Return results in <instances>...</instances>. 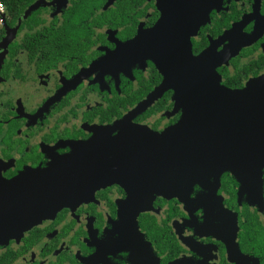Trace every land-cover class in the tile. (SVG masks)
I'll return each mask as SVG.
<instances>
[{
    "label": "flooded vegetation",
    "instance_id": "flooded-vegetation-1",
    "mask_svg": "<svg viewBox=\"0 0 264 264\" xmlns=\"http://www.w3.org/2000/svg\"><path fill=\"white\" fill-rule=\"evenodd\" d=\"M36 1L0 25V178L53 173L61 184L44 186L64 199L20 235L0 215V264H264V167L211 168L180 196L126 150L147 141L134 125L159 133L183 114L173 89L133 112L164 79L126 52L160 19L158 0H41L20 22ZM211 5L194 55L212 51L228 88L264 85V0ZM132 197L151 201L136 225Z\"/></svg>",
    "mask_w": 264,
    "mask_h": 264
},
{
    "label": "water",
    "instance_id": "water-1",
    "mask_svg": "<svg viewBox=\"0 0 264 264\" xmlns=\"http://www.w3.org/2000/svg\"><path fill=\"white\" fill-rule=\"evenodd\" d=\"M211 3L212 0H158L160 19L126 47L127 53L137 55L141 51L151 58L164 75L162 83L133 112L144 110L169 89L175 91L176 103L183 109L178 124L159 133L148 126L134 125L137 129L130 133L146 135L147 141L140 143L137 152L132 145L126 147L134 152L131 158L146 160L143 166L153 170L152 181L157 176L163 179L168 171L173 186L163 187L164 194L177 190L181 196L186 190L182 188L184 184L191 186L197 179L203 182L211 168L217 167L219 172L231 169L239 174L242 169L243 178H254L264 167V85L228 88L221 84L212 51L194 55L192 50L191 37L209 19ZM39 4L41 0L30 5L20 22ZM51 176L53 173L28 170L12 179L0 178V215L6 214L11 224L8 233L23 234L63 205L64 198L56 194L60 189L44 186L61 184ZM145 202L130 198L123 205L124 222L126 212L132 209L136 225L137 213L151 205V201Z\"/></svg>",
    "mask_w": 264,
    "mask_h": 264
},
{
    "label": "trees",
    "instance_id": "trees-1",
    "mask_svg": "<svg viewBox=\"0 0 264 264\" xmlns=\"http://www.w3.org/2000/svg\"><path fill=\"white\" fill-rule=\"evenodd\" d=\"M3 1L6 4L9 13L14 17L17 16L20 12H22L27 7V5L33 2L34 0H3Z\"/></svg>",
    "mask_w": 264,
    "mask_h": 264
},
{
    "label": "built area",
    "instance_id": "built-area-1",
    "mask_svg": "<svg viewBox=\"0 0 264 264\" xmlns=\"http://www.w3.org/2000/svg\"><path fill=\"white\" fill-rule=\"evenodd\" d=\"M6 9H7L6 4L4 3L3 0H0V25L4 21V16H5L4 14H5Z\"/></svg>",
    "mask_w": 264,
    "mask_h": 264
}]
</instances>
